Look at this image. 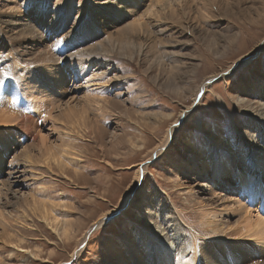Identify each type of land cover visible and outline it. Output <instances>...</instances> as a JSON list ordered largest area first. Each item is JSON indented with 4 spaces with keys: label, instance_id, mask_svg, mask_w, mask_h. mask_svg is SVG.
Wrapping results in <instances>:
<instances>
[{
    "label": "rangeland",
    "instance_id": "374dc122",
    "mask_svg": "<svg viewBox=\"0 0 264 264\" xmlns=\"http://www.w3.org/2000/svg\"><path fill=\"white\" fill-rule=\"evenodd\" d=\"M35 2L58 9L42 37L7 26L27 19L38 25L29 17ZM85 34L90 39L75 50V55L82 54L84 68L76 74L78 66L70 63L79 56L68 57V52L61 56L65 84L50 92L51 109L37 113L12 103L9 86H18L30 71L47 77L40 55L47 58L69 45L71 38L80 40ZM259 43L261 48L245 66L233 68ZM1 50L2 59L14 55L16 62L0 66L5 67L0 69V97L8 100L6 108L20 111L24 123L19 136L0 126L2 139L11 140L5 151L0 145L5 164L0 182L9 181L12 188L0 185V264H132L121 250L123 244L138 246L137 231L150 240L164 228L161 234L167 233L168 242L177 247L185 240L190 245L192 230L199 234L196 264H264V243L238 237L246 222L240 223L242 211L237 212L239 205L232 201L246 203L247 198L235 177L230 178L233 186L217 193L203 187L197 171L186 175L175 167V163L192 167L200 154L229 155L230 148L239 169L250 164L252 151L262 155L264 0H0ZM88 67L102 78L100 84L84 76ZM212 75L215 78L195 102V91ZM43 81L47 84L49 79ZM100 85L106 89L96 91ZM69 107L80 114L67 116ZM173 122L177 128L167 138L164 155L156 158L154 148ZM47 145L53 156L58 152L53 163L45 160ZM59 155L64 156L62 163H57ZM139 163L143 171L131 191ZM8 170L14 173L9 176ZM259 198L248 207L252 216L261 212ZM34 200L51 205L50 216L58 219V227L70 230L67 235L40 219ZM201 202L222 210L224 231L203 232L208 228L200 217ZM229 208L233 211L226 214ZM112 212L102 226L91 228L75 261L71 254L86 230ZM111 242L122 255H111Z\"/></svg>",
    "mask_w": 264,
    "mask_h": 264
},
{
    "label": "bare ground",
    "instance_id": "6f19581e",
    "mask_svg": "<svg viewBox=\"0 0 264 264\" xmlns=\"http://www.w3.org/2000/svg\"><path fill=\"white\" fill-rule=\"evenodd\" d=\"M156 2H158V0H156ZM177 2H174V3L172 2V3L175 5V3H177ZM164 3H162V4H164ZM181 3H182V1H181ZM165 6H167L166 3H165ZM170 6H173L171 4V2H170L169 7ZM177 6L179 7V5H177ZM35 7H36V9L35 10H32L31 13H29V17L36 24L38 23V25H35V24L31 23L30 20L27 19L25 22L24 21H21V22H24L22 24H20V23L19 24L18 23L16 24L14 22L16 24L14 26L12 25V22H11V24L7 22L6 23L7 26H10L14 30L17 29L18 32H20V34H31L33 36H41L42 34H45V32H43L42 29H44L46 31V28L50 25V22L52 23V21L57 18L58 9H55V8L49 9L46 2H44L41 5V7H39V2H35ZM177 10H180V9H177ZM177 10H175V11H177ZM171 11H173V10H171ZM171 11H170V13H171ZM152 12L154 13L155 10L153 9ZM139 17H141V16H139ZM48 18H49V20H48ZM47 21H48V23H47ZM83 21H84V19H83ZM133 22H134V20H133ZM137 22H136L137 23L136 26H138L139 30L141 31L140 26L142 27V25H140L139 19L137 20ZM132 24L133 23H131V25ZM141 24H142V22H141ZM134 25L135 24H133V26ZM4 26H5V24H4ZM84 26H82L81 28H84ZM136 26H134V28ZM85 27H88V26H85ZM81 28H80V31L81 32H79L77 30L75 32H79L81 34L84 33V32H82V30H84V29H81ZM145 29H146V27H145ZM137 30H135V31L137 32ZM146 30H148V29H146ZM144 32H146V31H144L142 29V33H144ZM20 34H18V35H20ZM92 34H93V32H92ZM94 34H96V33H94ZM65 35H67V34H65ZM134 37H135V35H134ZM29 38H31V37H29ZM111 38H112V36H111ZM87 39L89 40L90 38L86 34L84 35V38H81L80 40H74V39L71 38V43L74 42L73 44L70 43L69 45H66L61 50H58L56 53H54V52H53V54H52V52H51V54L48 53L47 58L43 57L44 54L43 55H40L39 56V59H41L42 61H45V64H44L45 65L44 66L45 69H43L41 71H43V73L47 77L40 78V77H38V74L35 75V72L36 71H30L28 73V76L23 77L22 81L18 84V86H17V84L16 85H13V86H9L10 87L9 88V91L11 93V94H9V97L11 96L10 97V100L12 101V103L15 104V105L17 103V106H18V104H20L21 106H25L26 108L29 107L31 109H34L37 113H41L42 110H44V109L47 110V108H48L47 107L48 106L47 104L48 103L52 104V102H51L52 101V99H51L52 97L49 96L50 92L55 93L57 88L61 87L62 84L63 85L65 84L63 81L65 79L66 74H65L64 70L62 69V66L60 65V62L63 60V58L61 56H63L67 52H68L67 53L68 54V57L70 55H75L76 48L78 50L82 46V44H84L85 42H87ZM108 40H109V38H108ZM56 43H58V42H56ZM97 45H99L98 42H97ZM112 45H113V43H112ZM261 45H262V43L261 44L260 43L257 44V47L255 48L253 54H250L248 56L241 57L240 59H238L235 62L233 68L235 66H237V67H239V66H245V64L247 62H249V60L252 58V56L255 55V53L257 52V50L259 48H261ZM95 49H88V50H86V52H93V51H95ZM139 49H141V45H139ZM71 50H73L74 52H72ZM69 52H70V54H69ZM2 53H3V51L1 50L0 51V55H2ZM139 53H140V50H139ZM77 56H79V58H77L78 60H74L73 62L71 61V63H70V64L75 63V64H72L73 67L78 66L74 70V72L76 74L78 72H81L82 68H84V64L81 62L82 60L80 59V56H82V54L75 55V57H77ZM15 57H14V55H12V56L9 55V56L6 57V59H2L0 57V60L2 59V62L0 63V66L3 65V64H5V65L7 64V65L12 66L16 62L15 61ZM65 57H67V56H65ZM20 59H21V57H20ZM17 61H18V59H17ZM4 68L5 67H2L0 69L1 70H4ZM0 73H1V71H0ZM84 76L87 77V79H90L89 82H95L97 84H100L101 81H102V78L100 76H98V73H96L95 71H92V68H90V67H88L86 69V71L84 73ZM47 78L49 79V82L47 84H45L44 81H43V79L46 80ZM214 78H215V76L212 75V76H208V77H206L204 79L202 85H200L201 88L199 87L197 89V91H195V95H194V99H193L195 102L197 100V97L199 95L200 90L203 89V88L206 89L209 81L212 80V79H214ZM1 81H2V79H1ZM103 85H105V84H103ZM90 87H91V85H90ZM95 87H97V86H95ZM54 88H56V89H54ZM11 89H13V91ZM105 89H106L105 86H101L100 85L95 90L96 91L98 90V91L101 92L102 90H105ZM95 90L93 89V91H95ZM96 93H98V92H96ZM2 97L3 96L0 97L1 100L3 99ZM95 100H96V98H95ZM2 101L4 103L2 104L3 106L0 108V126H2L3 129L5 128L4 125L8 127L6 129H9L10 128L11 134H16L18 136L21 135V132H22L21 126H22V123H24V122L21 123V121H20V117H21V114H19L20 111L19 110H16L17 111L16 112V111L9 110L8 108H6V105L4 106V104H7L8 100L5 99V100H2ZM102 101H103V99H102ZM96 102H97L96 104L99 103V101H96ZM73 108L71 109L69 107L68 110L66 109L67 110V113H68V114H66L67 116L68 115H72L74 113L75 114L76 113H79V112H77L78 110H76V112H75L73 110ZM49 109H51V108H48V110ZM99 110H100V108H99ZM84 112H81V113L83 114ZM182 113L185 114L186 112L183 111V112H181V114ZM48 114H50V113L48 112ZM263 114H264V112H263ZM75 117H77V116H75ZM29 118H31V117H29ZM69 118H70V116L68 117V119ZM25 120H27V119L25 118ZM22 121H24V119ZM29 122L30 121H28V123ZM36 125H37V123H36ZM29 126H30V124H29ZM24 128H26V127H24ZM176 128H177V122H173L169 126V129L167 131L168 132V135L166 133L165 136H164V138L161 139L159 141V143L155 146L154 151H155L156 154L155 153L154 154L156 155V158H161L164 155L162 149H163L164 145L167 144V141H168L167 138H168L169 134H172L176 130ZM7 143H11V140H9V142L7 140L4 141L2 139V137L0 136V145L4 149V151L7 150V148H8L7 147ZM215 143L222 144V142L219 143V141H216ZM256 149H258V148H256ZM62 151H63V153L65 152V150H62ZM59 152H61V151H59ZM52 153H54V152L51 151V146H48L47 145L45 147V151H44V155H45V160L46 161H50L51 160V162H52V159H54V157H57L58 156V154H57L58 152L55 153L57 156L56 155L53 156ZM68 153L71 154V152H68ZM228 154L229 155H223V154L218 153L216 158H212L210 156L205 157V156H202L200 154V158L198 160H195V162L191 164L192 167H187L186 168V167H184V165H181V164H178V163H175V167L177 169L179 168L180 170H183L186 175H189V172L192 173V174H194L197 171V174L196 175H197V177L200 178V180H201V182L203 184V187L204 188H207L209 191H215L217 193H220L221 191H223L227 187L233 186L232 185L233 183L231 182L230 178L232 176L235 177L236 184H237V187H238L239 192L242 193L247 198L246 203H242L241 202V199H239V198L238 199H234L232 201L233 202V205H235V204H238L239 205V207L238 208H235V210L237 212L238 211H242L241 213H242L243 217H241V219L239 218L240 219L239 220L240 223L246 222L245 226L243 227V231L241 232V234H240V231H241L242 228H240V227H239V229L237 228L238 229L237 232L239 234L238 237L240 239L244 240V241H251V242H249L251 244H255L254 243L255 241L256 242H259V243H264V151H263L262 155H256V153L252 151L251 152V162H250V164H247L246 168H242V169H239V167L234 162V153L232 152V148L229 149V153ZM26 156L27 155H25V157ZM63 157H64L63 155H59V157L57 158L58 159L57 160V163H62ZM203 158H205V159L203 161H201ZM53 162H54V160H53ZM3 163H4V159H3V156H1V151H0V174L3 173L2 166L5 165ZM140 163H139V165H137V169L135 171V175H134V177H133V179L131 181V185L129 186V189L131 191H133L135 188H137L141 171H143V168L140 167V165L142 163L141 164ZM184 163H187V162H184ZM13 173H12V171H9L8 170V175L9 176L12 175ZM229 174H231L230 177H229ZM1 183H3L2 186H3V188L5 187L6 190L9 191L10 189H12L11 188V184H10L9 181H5L4 182L2 180L0 182V185H1ZM257 198L261 199V212H260V214L257 213V215L252 216V213L248 210V207H250L251 204L253 203L252 201H254ZM126 199H128V197H126ZM44 202H41V203L39 202L40 204L38 202H35V200L33 202L34 208L40 210V214H39L40 219H42V221H44L54 231L55 230L61 231V233L67 235L68 234V231H70V230H68V228L66 226H62V227L59 226L58 227V224H59L58 221H57L58 219L57 218H54L53 219L52 216H50V210H51L50 207H51V205H50V207H48V206H46L47 204H45ZM228 203H230V202H228ZM48 204H50V203H48ZM204 205H203V202H201V206H200V209H199L200 210V214H201L200 217L204 221V227L205 228H208V231H203V232H209L210 231V233L211 232L216 233V232H222V231H224L223 226H225V225L223 224L224 222L221 221V217H220L223 214L222 213V210L221 209L214 208L212 206H211L212 208H206V206H204ZM166 211H168L167 213H170L171 210H169L167 208ZM224 211L226 212V214H230L229 212H232L233 211V208L232 209L229 208V209H226ZM167 213H165L164 217H167L168 216ZM0 214H1V212H0ZM113 215L114 214L112 212V213H109L107 216H103L100 219L98 218V220L95 221L90 226V228L86 230L85 234L83 235L82 239L79 242V245H78L77 249L75 250V252H73V254H71L72 255V258L75 257V261H76V259L78 258L79 254L81 253V251L83 249V246L85 244V240H86L88 234L90 233L91 228H94V227L95 228H98V227L102 226L103 223H104L103 220H105L107 218L110 219V217H112ZM239 221L236 224H239ZM166 224H167V226H170V225H168V222ZM222 224H223V226H222ZM158 225L155 226V227H158ZM228 228H230V227H228ZM163 230H165V228L159 230L158 231L159 233L157 232V236L154 235L155 238L154 239H150V240H147V239L143 238V236L141 235V233L139 231H137V236L140 238L139 245L138 246H135L132 243L131 244L129 243L125 247V245L123 244V247L121 248V250L122 251H126V253L129 255L128 258L132 261V264H196V255H198V247L196 246V244H198L197 243L198 242V239H197L196 235L198 233L195 232V230L194 231L192 230L191 231L192 232V235H191L190 245L185 244V243H187L186 240H185L183 243L180 242L178 244V245H182V247H177L176 246V242L175 243H173V241L171 243L168 242V235H167V233H164L165 235L164 234H161V232ZM229 231L227 230V232H229ZM232 231H233V229H232ZM224 234H225V232H224ZM173 239H174V237H173ZM127 241L128 240H126V242ZM111 247H112V249H109V251L111 252V255L112 256H116L117 257L118 255H122L123 254L118 249V246H116V244H114L113 242H111ZM187 255H188V257H187ZM189 255H191V256L189 257ZM205 257H206V255H205ZM122 259L125 260L126 258L125 257H122ZM118 264H122V263L120 262Z\"/></svg>",
    "mask_w": 264,
    "mask_h": 264
},
{
    "label": "water",
    "instance_id": "95a60500",
    "mask_svg": "<svg viewBox=\"0 0 264 264\" xmlns=\"http://www.w3.org/2000/svg\"><path fill=\"white\" fill-rule=\"evenodd\" d=\"M109 218H107V219H105V220H103V221H107Z\"/></svg>",
    "mask_w": 264,
    "mask_h": 264
},
{
    "label": "snow or ice",
    "instance_id": "6c2138e0",
    "mask_svg": "<svg viewBox=\"0 0 264 264\" xmlns=\"http://www.w3.org/2000/svg\"><path fill=\"white\" fill-rule=\"evenodd\" d=\"M109 6H113L114 7L115 5H109Z\"/></svg>",
    "mask_w": 264,
    "mask_h": 264
}]
</instances>
